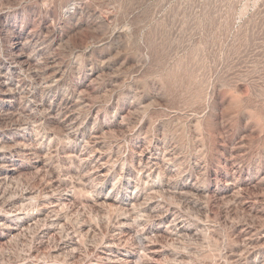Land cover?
<instances>
[{
  "label": "rangeland",
  "instance_id": "374dc122",
  "mask_svg": "<svg viewBox=\"0 0 264 264\" xmlns=\"http://www.w3.org/2000/svg\"><path fill=\"white\" fill-rule=\"evenodd\" d=\"M0 264H264V0H0Z\"/></svg>",
  "mask_w": 264,
  "mask_h": 264
}]
</instances>
